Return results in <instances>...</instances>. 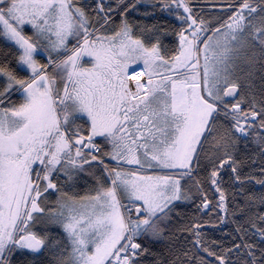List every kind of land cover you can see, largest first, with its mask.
<instances>
[{
	"label": "snow or ice",
	"instance_id": "6c2138e0",
	"mask_svg": "<svg viewBox=\"0 0 264 264\" xmlns=\"http://www.w3.org/2000/svg\"><path fill=\"white\" fill-rule=\"evenodd\" d=\"M206 6L0 0V264H264V0Z\"/></svg>",
	"mask_w": 264,
	"mask_h": 264
},
{
	"label": "trees",
	"instance_id": "16d2710c",
	"mask_svg": "<svg viewBox=\"0 0 264 264\" xmlns=\"http://www.w3.org/2000/svg\"><path fill=\"white\" fill-rule=\"evenodd\" d=\"M193 2L197 5V9L199 10L201 7H203L204 13H208L209 9L207 8L208 0H193ZM216 237H219L220 233L216 232L214 233Z\"/></svg>",
	"mask_w": 264,
	"mask_h": 264
}]
</instances>
